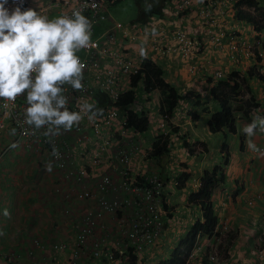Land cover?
Here are the masks:
<instances>
[{
  "label": "built area",
  "instance_id": "2783aa9c",
  "mask_svg": "<svg viewBox=\"0 0 264 264\" xmlns=\"http://www.w3.org/2000/svg\"><path fill=\"white\" fill-rule=\"evenodd\" d=\"M32 1L25 0L24 6H30ZM117 1L55 0L36 8L39 14L49 19H52L50 14L54 12L60 16L70 15L74 10H81L89 18L92 25L91 45L78 53L85 65L82 81L84 90L73 91L70 85H64L63 88L70 111H79L78 105L85 103L98 108L100 99H104L106 105L100 107L103 109L102 116L90 121L88 115L82 113L84 118L78 127L74 126L68 132L61 130L60 135L49 137L44 135L46 129L36 130L25 123L27 101L24 96L18 97L14 103L0 100V134L4 129H15V139L22 140L27 148L46 151L54 161L60 178L72 187V191L67 189L62 194L68 203L62 209L64 216L72 214L70 201L73 197L83 202L97 201L98 206L87 208L74 221L76 236L72 253L75 262L86 254L99 260L104 258L108 263L114 262L116 253L140 256L161 240L166 232L163 183L156 173L141 175L144 181L137 183L138 174L129 172L140 146L136 141L131 146L125 144L124 136L133 131L125 127L126 116L115 103L134 89L138 98L131 108L140 112L148 106L144 99L143 82H137L135 87L132 84V76L139 71L144 58L140 54L141 47L146 56L156 50L163 54H189L197 30L192 26L172 27L175 23L170 21L181 12L193 8L195 0H168L163 11L166 14L170 12L175 16L173 19L168 17L167 20L165 15L166 18L154 14L147 20L134 21L129 26L114 19L112 7ZM201 2L189 22H199L217 45L228 39L232 52L252 54L253 44L240 39L236 31H229L227 23L223 21L227 14L234 12L230 11L234 0ZM8 6H13L11 0ZM105 21H110L111 25L101 30L100 25ZM235 57L232 55L233 59H237ZM195 70L193 66L191 71ZM218 75L221 76V73ZM53 145L60 153L59 158L51 155ZM261 151L264 152V149L261 148ZM104 167H109L111 171H105ZM114 174L117 179H114ZM60 191L58 188L57 192ZM99 230L102 231L100 238L97 233ZM217 237L209 236L207 244H197L185 264H193L205 254L212 264H218L220 254ZM43 247L41 239H34L27 256L33 258L36 249ZM68 247L64 241L54 245L57 251L67 250ZM0 257L12 260L15 255L0 248Z\"/></svg>",
  "mask_w": 264,
  "mask_h": 264
},
{
  "label": "crops",
  "instance_id": "0c3cea01",
  "mask_svg": "<svg viewBox=\"0 0 264 264\" xmlns=\"http://www.w3.org/2000/svg\"><path fill=\"white\" fill-rule=\"evenodd\" d=\"M51 1L55 0H33L27 8L36 10L38 6L46 5ZM256 2L264 7V0H256ZM160 5L161 2L157 5L156 12H161ZM243 10L250 11L244 7ZM54 13L50 14V17ZM142 13L144 17L147 16L144 11ZM223 19L227 21L231 30H235L248 43H254L258 37L250 22L239 20L232 13L227 14ZM197 28L205 33V48L208 47L207 50L201 51L196 59L190 61V63L198 61L202 65L199 74L188 72V61L173 59L167 64L169 67H166L167 78L178 86L186 97V102L193 104V96L197 94L201 96L196 100L198 103L196 102L195 105L199 116L193 117L192 120L186 118L188 126L184 125L187 123H183L185 119L177 123L181 133L171 134L172 137L177 138L169 154L173 157L170 156V161L165 158L166 156L156 160L158 162L156 168L167 183L164 196L169 212L167 217L165 216L167 233L164 239L156 242L143 257L148 261L150 256H160L162 252H167L166 256L157 258L154 263L157 264L170 255L179 240L197 220H203L202 207L191 202L189 197L198 191L204 171L223 164L226 159L227 164L224 167L226 179L216 186L212 195L213 210L220 231L217 237L221 252L219 264H264V158L258 157L255 151L247 146L248 139H251L257 147L264 145V132L257 130L251 138L246 137L243 132V128L251 123L254 117L264 116V82L257 77L246 78L244 88L249 92L248 96H254L256 105L249 112V118L241 117L237 112V123L242 121L243 128L237 125L236 134L227 129L224 133L212 132L208 124L212 114L221 109L211 92L219 81L215 78L216 73L221 70L226 76L233 71L243 73H249V69L264 71V56L258 62L255 56L251 57L239 52L236 53L239 56L238 61H233L230 57V53L233 52L229 48L228 39L224 40L222 47H218L211 40V34L206 36L209 34L208 30L204 31L199 25ZM257 48L260 49L259 46ZM241 105H244V100ZM182 108L184 110L188 106ZM183 135L191 143L200 144V149L203 146L201 143H206L210 151L200 156L190 155L183 146ZM15 136L16 134H12L9 128L4 129L0 134V248L8 253L26 255L33 247V240L38 238L43 241L44 247L36 249L33 264H51L52 258L54 261L59 260L60 264H73L75 262L70 251L76 236L74 221H77L87 208L96 207V204L93 201L90 203L79 201L73 197L70 201L72 214L65 217L62 209L68 203L62 194L67 189L72 191V187L60 178L54 161L46 151L29 149L22 140L15 139ZM49 163L52 165L51 172L47 171ZM103 169L111 171L109 167ZM186 173L190 175L186 180V186L169 187L174 179L183 177ZM114 179H117L116 174ZM58 188L61 189L60 192H57ZM5 209L9 212L7 217L3 215ZM178 233V240L168 251L167 246L173 242L174 235ZM60 241L69 243L68 251L54 250L53 244ZM201 242L207 244V237L202 236ZM87 257L89 256H82L80 264H94L89 263ZM19 258L7 261L6 258L0 257V264H26L24 259ZM146 260L145 264L152 258L148 262ZM203 264L210 263L205 261Z\"/></svg>",
  "mask_w": 264,
  "mask_h": 264
},
{
  "label": "clouds",
  "instance_id": "9594fccd",
  "mask_svg": "<svg viewBox=\"0 0 264 264\" xmlns=\"http://www.w3.org/2000/svg\"><path fill=\"white\" fill-rule=\"evenodd\" d=\"M119 1L121 0H118L116 3H118ZM167 1L168 0H163V1L161 0L160 15L163 14L167 16L166 19L168 20V17H171V19H173L175 16H172L170 12L166 14V12L163 11L164 8L166 7L165 5ZM201 1L202 0H195L194 1L195 4L193 8H189L186 11L181 12L179 15H177V18H174L173 20L170 19L171 20L170 22L175 23L172 24V27L174 26L179 28L181 26L180 28H187L189 26H192L194 27L195 30H197L196 37L193 36L192 38L193 46L189 54L187 56H184L180 52H171V53L163 54L160 51L156 50L148 53L147 55L149 57H152L155 61H157L158 64L162 65V67L165 69L166 79L168 81L170 80L167 78V73H168L167 67H169L167 64L171 63L173 59L183 60L184 62L188 61L187 70L189 73H194L195 75L199 74V68L202 67V65L198 63V61L197 63H190V61L196 59L199 53H201V51H205L206 48L208 49V47L205 48V37H204L205 33L201 32L200 28H197V25L200 26L199 22L198 24H191V22H189L190 16L194 15V11L196 10V8H198L201 5L202 3ZM241 1L244 0H234L231 6L233 9H230V11H234L232 12V14H234L237 19H239L237 17V12L240 11L241 8L243 10V7L249 9L250 10L249 12L251 11L254 12V7H249L245 3L239 5ZM254 1L256 2V0ZM11 4L13 6L9 7L8 6L9 0H0V100H2L3 102L14 103L18 97L24 96L27 101V107L24 113L25 123L36 130L42 128L46 129L44 135L49 137L60 135L61 130H63L64 132H68L71 131L74 126L78 127L80 122L83 120L84 115H88V119L90 121L96 119L99 116H102L103 109L94 108L93 105L87 103L78 105L79 111H70L67 107L68 100L66 95L64 94L65 89L63 88L64 85H70L73 91L84 90V84L82 83V81L84 80L85 65L81 61V58L78 55V53L82 50L89 48L91 45L92 25L89 18L86 17L84 14H82L81 10H74L70 15H60L55 18L49 19L48 16L39 14L35 9L25 7L24 6L25 0H11ZM234 4H235V8H234ZM115 5L116 4H114L113 6ZM151 7H152L151 5H148V9H150ZM148 18L143 17L134 21H144L147 20ZM223 21L227 23L226 20L223 19ZM227 27L229 31H231L228 23H227ZM254 31L258 34V37L256 38V41L252 43L254 47L252 48V54H250L249 56L251 57L255 56L256 58L259 57L260 59H262V57L264 56V31L259 33L255 30V27H254ZM153 34L155 35V33ZM206 36H210V33L206 34ZM210 38L213 41V37L211 36ZM239 38L241 39V37ZM257 40H260L261 42L258 43ZM214 44L217 45L216 43ZM217 46L222 47L223 44ZM257 46H259L260 49H258ZM229 48H230V44H229ZM236 53H239V51ZM236 53L235 52L230 53V57L233 61H238L239 59V56ZM140 54L141 56L146 57V52L143 47H141L140 49ZM232 55H236L235 58L237 59H233ZM193 66L196 69L194 72L191 71V68ZM219 73H221V76L218 75ZM227 77L228 75L225 76V74L221 70L218 71L215 76L217 80L226 79ZM180 93L183 95L181 91ZM153 94H158L159 114L161 115V121L159 122L160 125L159 129L161 131H159L158 134L164 132L170 133V131H166V128L171 124L170 123L171 120L174 118V116H176V112L180 110V107H183V104H181V106H179L180 104L178 105L174 113V116L171 118L170 121H168L166 116L162 115L160 112L159 92L158 91L152 92L151 99L149 100L148 99L149 95L145 91L144 99L148 103V106L142 111H140V113L144 115H148L150 117L151 127L153 124V118L155 116V113H152L153 109L152 112L150 113V107H151L150 102L152 103L154 100ZM247 94H249V92H247L243 87L241 95L238 98V102H235L234 104L241 105L242 100L246 101L247 99H249L251 95L248 96ZM198 96L199 94H197V96H193V98L195 99L192 100L193 107H195L196 102L198 103V101H196ZM185 98L186 97L184 96L181 102L186 103ZM188 110H191V108ZM193 112L194 113H192V116L194 118H195L194 115L199 116V114L196 111V108L195 111ZM237 112L239 113V111ZM82 113L84 115H82ZM240 116L242 117V114ZM151 127L150 130L152 129ZM257 130L264 132V116L254 117L252 122L247 124L243 128L244 134L246 135V137L249 138L253 137L256 134ZM171 131H173V129ZM174 132L175 131H173V133ZM12 134H15V129L12 130ZM134 134L137 136H144L145 134H147V132L144 134H137V133ZM158 134L156 135L154 134V140L156 139V136ZM174 139L177 140V138ZM137 144L141 148V145L138 142ZM192 144H196V143L194 142ZM247 146L250 150L255 151L258 157L261 158L262 156L264 158V152L261 151V148L264 149V145H259L257 147L256 144L253 143L251 139H248ZM13 147H15V145H13ZM197 147L200 149V144H197ZM51 155L57 158H59L60 156V153L55 148V145H53V150ZM225 161L226 159L224 160V162ZM131 169L136 171L134 166H132ZM47 171L48 172L52 171L51 163H49V165L47 166ZM155 173L158 174L157 172ZM136 174L141 176L139 173ZM150 174L151 173H149L148 175ZM159 176L161 178V175ZM180 178L181 176L178 179L174 180L175 187H177L178 183L181 182ZM161 181L164 187L163 190L164 191L163 198H164L167 183H164L162 178ZM164 208L166 210L165 216L167 217V214H169V212L166 208L165 200H164ZM3 215L6 217L9 216V212L7 209L3 211ZM165 227H166L165 228L166 232L164 233L162 239H164V236L167 233L166 220H165ZM219 234L220 231L216 227V231L212 235L204 234L199 236L191 252L194 250L197 244L202 243L201 242L202 236L207 237V243H208L209 236L213 237V235L218 236ZM162 239L157 242L162 241ZM55 244L56 243L53 244V248ZM151 247H149V249ZM218 250L221 257L219 243H218ZM208 251L205 250V252ZM59 252H63V251H59ZM146 252H144L140 256H137L138 264L140 260H143V255ZM10 254H14L15 257L12 260L6 259L7 261H13L14 259L20 257L19 259H24L26 264H33V259L36 256V252L33 258L27 256L28 252L26 255L21 254V256L20 253H10ZM260 254L262 255V251H260ZM220 257H219V262H220ZM72 259H73V253H72ZM81 260L82 257L77 262ZM205 261H208V263L212 264L207 254H205L203 258L200 257L196 260V262H199L200 264L205 263Z\"/></svg>",
  "mask_w": 264,
  "mask_h": 264
},
{
  "label": "trees",
  "instance_id": "16d2710c",
  "mask_svg": "<svg viewBox=\"0 0 264 264\" xmlns=\"http://www.w3.org/2000/svg\"><path fill=\"white\" fill-rule=\"evenodd\" d=\"M242 3L247 4L249 7H254V12L240 10L237 12V17L242 20L245 19L253 24L257 32H263L264 7L259 6L254 0H244L241 1L239 5ZM156 8L157 6H154L153 9L150 8L153 12L149 15L147 14L145 17L148 18V16L150 17L153 14H160V12H156ZM257 59L260 62L261 59L259 57ZM247 77H257L264 82V71H259L257 69H249V73L233 71L226 79L219 80L211 89L213 97L219 102L221 108L219 112L212 114L211 119L208 122L209 128L212 132L224 133V130L227 129L231 133L236 134L238 120L237 111H239L242 116L249 118V112L252 107L256 105L253 95L244 101V105L234 104L235 102H238L242 88L246 85L245 82ZM139 81L143 82L144 89L149 95V100L151 99L152 92H159L160 112L162 115L166 116L168 121H170L184 96L180 93L178 87L166 79L165 69L162 65L158 64V62L152 57H144L139 71L132 76L133 87H135ZM136 99L137 94L133 89L126 93V95L121 96L115 104L123 109L124 115L126 116L125 127L132 130L134 133L144 134L150 130L151 119L148 115H144L131 109V106ZM105 105L106 101L100 99L98 108L101 106L104 108ZM194 116L198 117L196 115ZM174 129L173 131L175 132L178 130ZM173 131L170 133H160L156 136V139L152 143V148L147 155L149 159L158 160L170 154L175 142V139L172 138L171 135ZM182 138L183 146L190 155L200 156L209 152V147L205 143H202L203 147L202 149H199L197 143L192 144L189 140L185 139V137ZM226 164L227 163L224 162L223 165H215L211 170L207 169L204 171L198 191L192 193L189 197L191 202L202 207L203 221L197 220L186 235L179 240L170 256L161 259L157 264H184L198 237L204 234L212 235L215 233L218 219L213 210L212 195L216 186L219 183L224 182L226 179L224 174V166ZM129 172H131V174L137 173V171L130 168ZM189 177V173L184 174L183 177L181 176V182L178 183L177 188L186 186V180ZM136 180V182L139 183L143 182L144 178L137 175ZM93 202H95V204L97 203L95 200ZM88 203H90V201ZM96 206H98V204ZM118 254L119 253H116V256ZM130 258L131 264H138L137 255L130 253ZM103 260L105 259L103 258Z\"/></svg>",
  "mask_w": 264,
  "mask_h": 264
},
{
  "label": "rangeland",
  "instance_id": "374dc122",
  "mask_svg": "<svg viewBox=\"0 0 264 264\" xmlns=\"http://www.w3.org/2000/svg\"><path fill=\"white\" fill-rule=\"evenodd\" d=\"M152 2H156V4H152ZM161 2V0H121L119 1L115 6L112 7V14L114 16L115 21H120L124 26H129L131 25L132 22H134V20H138L139 18H143V11L145 13H150V9H148V5L151 6H157L159 3ZM57 17V14L54 13L53 16L51 18H55ZM111 25L110 21H105L103 23H101L100 25V29L101 30H105L107 27H109ZM153 102H150V113H155V116L153 118V124H152V131L150 130V132L148 131L147 134H145L144 136H137L132 132H129L128 134H126L124 137V141L125 144L127 146H131L132 143L138 142L141 145V148L135 153L136 157H134V162L131 164V168L132 166H134L135 170L137 171V173H139L140 175H148L149 173L151 174H155V172H157L159 175L160 173L158 172V169L156 168L158 165V162L156 160H151L148 158L147 153L150 151L151 147H152V143L154 140V134H158L159 131H161L159 128V122L161 121V115L159 114V100H158V94H153ZM200 95L197 97V99H200ZM193 100H195L193 98ZM181 104H183V107L185 105L188 106V108H183L180 107V110L178 112H176V119H172L171 120V124L166 128V131H170L172 129H174V127H176L174 130H177V132L179 131V126L177 125V123H180V121L184 120L183 123H187L184 124L185 126H188V122H186V118H189L190 120L193 119L192 113H194L193 111H195V107H193V104H188L181 102L179 106H181ZM191 110H187L190 109ZM197 111V110H196ZM238 127L243 128V123L242 121H239V123H237ZM181 133V132H180ZM182 135V134H180ZM184 136V135H183ZM175 138V137H174ZM120 139H122V137H120ZM152 139V140H151ZM179 142V141H177ZM238 151H239V146H238ZM171 155H167L165 158L168 159V161L171 160L170 158ZM236 157V155H233ZM173 157V156H171ZM163 179V182H165L164 178L161 177ZM178 179V178H177ZM176 180V179H174ZM170 188H175V184L174 182L170 184L169 186ZM184 194V193H183ZM113 231V228H110ZM101 230L97 231L98 233V237L100 238V236L102 235V233H100ZM102 232V231H101ZM179 238V233L178 235H174V240L172 243H170V245L167 246L168 251L171 250V245H173V243H175V241H177ZM69 248V247H68ZM68 251L64 250L63 252ZM70 253L72 254V249L70 251ZM89 256L87 258H89V263H94V264H109L107 263L105 260H98L93 258L92 256H90V254H86L85 256ZM167 255V252H162L160 254V256H150L152 258V260L150 261V259L148 261L146 260V258L143 257V260H140L139 264H145V260L146 264H154L156 263L157 258L160 257H164ZM53 263L51 264H60L59 260L54 261V259L52 258ZM131 258L129 255H122V254H118L117 256L115 255V260L113 262V264H131ZM73 264H80V262H76Z\"/></svg>",
  "mask_w": 264,
  "mask_h": 264
}]
</instances>
